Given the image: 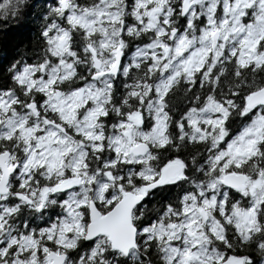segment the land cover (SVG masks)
Instances as JSON below:
<instances>
[{"label":"snow or ice","instance_id":"snow-or-ice-1","mask_svg":"<svg viewBox=\"0 0 264 264\" xmlns=\"http://www.w3.org/2000/svg\"><path fill=\"white\" fill-rule=\"evenodd\" d=\"M40 39L0 85V264H264V0H52Z\"/></svg>","mask_w":264,"mask_h":264},{"label":"trees","instance_id":"trees-1","mask_svg":"<svg viewBox=\"0 0 264 264\" xmlns=\"http://www.w3.org/2000/svg\"><path fill=\"white\" fill-rule=\"evenodd\" d=\"M78 2L80 4H90L92 0H78ZM50 3H52V0H24L20 11L15 17L11 14L7 18L0 16V85L10 83L8 70L11 64L16 61L31 63L37 59L42 47L40 39L41 24ZM134 47L135 43L132 44V48ZM125 58L127 59V57ZM133 75L135 76L137 73L134 72ZM123 79L121 77L122 81ZM171 99L177 107L183 106L182 91L174 93ZM242 125L243 123L239 118H234L230 126L232 135H235ZM190 151L195 153L198 149L190 146ZM185 187L187 186L185 185ZM154 192V195L149 196L142 205L148 208L149 214L159 209L162 203L175 200L180 189L175 186H165L160 190H154ZM37 222L39 223V221ZM251 255L255 256L256 254L251 253ZM153 259L156 258L153 257ZM257 264H259L258 261Z\"/></svg>","mask_w":264,"mask_h":264},{"label":"rangeland","instance_id":"rangeland-1","mask_svg":"<svg viewBox=\"0 0 264 264\" xmlns=\"http://www.w3.org/2000/svg\"><path fill=\"white\" fill-rule=\"evenodd\" d=\"M242 127H243V125L239 128V130H240ZM239 130H238V132H239ZM238 132H237V133H238ZM237 133H236V134H237ZM236 134H235V135H236ZM229 138H230V137H229ZM237 198H238V197H237Z\"/></svg>","mask_w":264,"mask_h":264},{"label":"flooded vegetation","instance_id":"flooded-vegetation-1","mask_svg":"<svg viewBox=\"0 0 264 264\" xmlns=\"http://www.w3.org/2000/svg\"><path fill=\"white\" fill-rule=\"evenodd\" d=\"M57 210H58V209H57ZM51 215H53V217H54L55 213H51Z\"/></svg>","mask_w":264,"mask_h":264},{"label":"water","instance_id":"water-1","mask_svg":"<svg viewBox=\"0 0 264 264\" xmlns=\"http://www.w3.org/2000/svg\"><path fill=\"white\" fill-rule=\"evenodd\" d=\"M154 191V190H153Z\"/></svg>","mask_w":264,"mask_h":264}]
</instances>
